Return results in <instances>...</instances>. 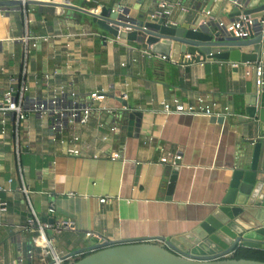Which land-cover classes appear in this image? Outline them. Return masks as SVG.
<instances>
[{"label":"crops","instance_id":"0c3cea01","mask_svg":"<svg viewBox=\"0 0 264 264\" xmlns=\"http://www.w3.org/2000/svg\"><path fill=\"white\" fill-rule=\"evenodd\" d=\"M128 2L138 8V18L152 5L151 0ZM69 3L73 12L56 7L53 14H44L27 7L32 22L25 97L28 102L46 101L57 90L63 110L71 104L93 109L83 125L56 113L30 114L21 123V163L33 210L40 219L56 220L55 225L44 224L51 226L46 233L60 257L102 240L160 243L188 232L209 207L222 201L235 169L250 162L246 141L255 135L239 122V110L252 65L168 60L159 79L154 59L143 54L145 46L90 27L83 13L95 6L112 7L119 0ZM21 10L0 6V94L21 69ZM175 13L184 17L185 9L176 5ZM216 17L225 27L235 21L221 10ZM101 90L104 99L94 104ZM172 101L213 106L225 119L218 123L203 116L164 113L162 104ZM10 135L0 141V201L11 204L10 211L0 204V264H51V255L28 228ZM114 153L118 158L112 160ZM174 155L179 156L178 165L160 163ZM172 171L177 174L169 194ZM63 222L73 228L57 231Z\"/></svg>","mask_w":264,"mask_h":264},{"label":"water","instance_id":"95a60500","mask_svg":"<svg viewBox=\"0 0 264 264\" xmlns=\"http://www.w3.org/2000/svg\"><path fill=\"white\" fill-rule=\"evenodd\" d=\"M126 2L121 4L120 2ZM152 5L138 18L128 0H119L98 14L83 11L90 27L97 26L118 39L145 46L151 54L165 57L175 64H204L219 61L252 65L249 90L243 95L239 122L247 126L254 138L251 159L247 166L235 169L222 201L209 207L207 214L188 232L157 242L99 241L80 248L67 257L76 258L68 264H264V262L232 259L238 247L264 250V0H151ZM165 4L164 8L159 3ZM182 5L184 17L173 14ZM215 5V8L213 6ZM0 6L27 8L54 13L56 7L74 11L71 5L60 2L31 0L24 3L0 0ZM133 9V10H132ZM218 10L226 18L250 21L252 35L236 38L219 26ZM113 11V12H112ZM150 11V12H149ZM212 17L213 19H209ZM249 49L248 51H244ZM188 56L187 60L184 57ZM261 65V84H256L257 66ZM123 108H128L120 100ZM224 117H211L222 123ZM178 165V162L175 163ZM176 171L167 183L170 194ZM10 211L11 204L0 201ZM9 208V209H8ZM17 213V211H15ZM42 223L56 224L55 219L41 218Z\"/></svg>","mask_w":264,"mask_h":264},{"label":"built area","instance_id":"2783aa9c","mask_svg":"<svg viewBox=\"0 0 264 264\" xmlns=\"http://www.w3.org/2000/svg\"><path fill=\"white\" fill-rule=\"evenodd\" d=\"M7 1V0H2ZM14 2H21L23 5L27 1L31 0H9ZM48 2H56L55 0H42ZM70 0H63L62 4L70 5ZM233 1V0H230ZM160 8H164L165 4L163 2L159 3ZM104 7L95 6L92 10L93 13L98 14ZM23 15V24H24V33L20 38V41L23 46V58L21 62V69L19 74L12 78L10 81V85L0 94V141L4 140L8 132H10L9 146L11 153L14 159V168L16 177L19 181L20 187L19 191L22 192L25 196V201L28 209L29 220H28V228L35 233V241L36 243L45 248V250L51 255L52 263L51 264H64L65 260L71 259L69 257H60L57 254L54 247V239L50 238L47 235L46 229L51 227L50 225L42 223L41 219L37 216L35 211L33 210L32 204L29 200V190L26 188L25 179H24V171L21 163V151H20V135L19 130L21 128V123L26 119V117L30 114L43 115L46 113L58 114L60 117H68V119L79 125H83L87 122L90 113L92 112V106H78L75 104H71L67 106L66 109H62L60 106V99L58 98L59 92L54 91L52 96L48 98L46 101H35L32 100L28 102L26 100V93L28 91L27 85V76H28V68H27V57L29 51V41L31 40L29 34V25L32 20L28 16L27 8H22L21 10ZM113 12V11H112ZM209 19H213L210 17ZM250 21L245 20L243 18L231 22L227 27L224 26L223 23H220L219 26L224 27L227 32L232 33L236 38L239 39H247L252 35V31L249 28ZM35 44H32L34 47ZM144 55L149 56L154 60L168 61L165 57L156 56L151 54L148 51H143ZM262 55H264V46L262 47ZM189 57L185 56L184 60H187ZM248 75V73H247ZM261 65L257 66L256 70V84H261ZM103 90L95 93L93 97L94 104L97 102H101L104 99ZM74 96V94H72ZM162 110L166 114L175 113V114H186L192 116H203V117H220L221 114L215 112L213 106L203 105L202 103L199 106L193 105H183L178 101H172L170 103H163ZM228 114H230L228 112ZM8 126L10 130L8 129ZM55 129V125L53 126ZM73 155H78L77 150L69 151ZM97 158V156H94ZM112 160L118 158V154L114 153L111 156ZM179 156H172V158L168 159L164 157L160 160L161 164H165L167 162H171L174 164ZM102 203L105 202V199L100 200ZM53 211V206H50V212ZM73 228V224L71 222H63L59 225L56 230L60 231L61 229H71ZM91 236V234H88ZM103 241V240H102ZM164 244L163 242H160Z\"/></svg>","mask_w":264,"mask_h":264},{"label":"trees","instance_id":"16d2710c","mask_svg":"<svg viewBox=\"0 0 264 264\" xmlns=\"http://www.w3.org/2000/svg\"><path fill=\"white\" fill-rule=\"evenodd\" d=\"M154 65L156 69V77L161 79L164 71L166 69L167 64L161 60H154ZM232 259H245V260H253L264 262V250L262 249H255V248H248V247H238L235 249ZM76 258L65 260L64 264H68L70 262L75 261Z\"/></svg>","mask_w":264,"mask_h":264}]
</instances>
